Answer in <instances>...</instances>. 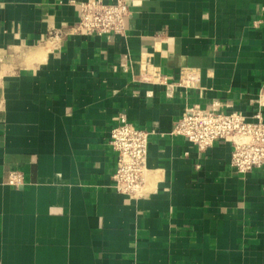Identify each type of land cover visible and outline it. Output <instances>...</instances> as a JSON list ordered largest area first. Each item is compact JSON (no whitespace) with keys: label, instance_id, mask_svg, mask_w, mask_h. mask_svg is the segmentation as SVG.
I'll return each mask as SVG.
<instances>
[{"label":"crops","instance_id":"crops-1","mask_svg":"<svg viewBox=\"0 0 264 264\" xmlns=\"http://www.w3.org/2000/svg\"><path fill=\"white\" fill-rule=\"evenodd\" d=\"M71 1L0 0V264H264V164L172 134L193 104L264 120V0H129L102 35ZM120 114L154 131L138 196L112 179Z\"/></svg>","mask_w":264,"mask_h":264},{"label":"built area","instance_id":"built-area-1","mask_svg":"<svg viewBox=\"0 0 264 264\" xmlns=\"http://www.w3.org/2000/svg\"><path fill=\"white\" fill-rule=\"evenodd\" d=\"M77 6L78 22L73 31L85 34H121L125 30V18L129 14V0H72ZM147 73L155 81L163 79L154 67ZM198 69L186 67L180 72L178 85L192 87L199 81ZM148 78V77H147ZM168 95L173 84H167ZM248 119L239 111H225L222 106L212 104L202 107L193 104L173 127L172 134L180 135L205 151L214 142L224 140L232 145L230 164L238 173H245L264 164V120L260 112ZM154 131L137 127L125 114L110 130L109 145L117 157L116 169L112 175L117 191L129 196H138L145 190V175L149 135ZM8 183L20 186L22 175L17 171L9 174Z\"/></svg>","mask_w":264,"mask_h":264}]
</instances>
